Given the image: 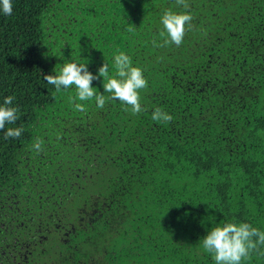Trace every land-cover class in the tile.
I'll use <instances>...</instances> for the list:
<instances>
[{
    "label": "trees",
    "instance_id": "obj_1",
    "mask_svg": "<svg viewBox=\"0 0 264 264\" xmlns=\"http://www.w3.org/2000/svg\"><path fill=\"white\" fill-rule=\"evenodd\" d=\"M187 3L180 46L160 22L185 11L175 0L0 11V106L13 96L18 109L0 130V264H215L202 247L211 228L264 231V0ZM119 52L147 80L141 113L117 100L77 110L75 86L43 79L68 60L115 75ZM156 108L171 122L154 121ZM241 264H264V245Z\"/></svg>",
    "mask_w": 264,
    "mask_h": 264
},
{
    "label": "clouds",
    "instance_id": "obj_2",
    "mask_svg": "<svg viewBox=\"0 0 264 264\" xmlns=\"http://www.w3.org/2000/svg\"><path fill=\"white\" fill-rule=\"evenodd\" d=\"M178 6H182L184 12H174L165 10L160 18L164 32L167 34L165 44L171 43L180 46L183 42L186 30L192 26L193 17L187 11L189 4L187 0H175ZM0 11L6 16L13 11L12 0H0ZM115 75L109 74V66L105 62L93 75L88 71L87 64L77 63L68 60L63 63L58 74L56 68L55 75H44L43 79L55 87L57 92L68 90L75 86V97H69L77 110L83 111L84 106L79 101H89L94 99L97 107L103 108L106 101L117 100L122 104L131 107L133 113H141L144 109L140 104L139 90L147 87V80L143 71L139 67L132 66L131 58L124 52L114 57ZM103 78V93H97L92 87V82ZM104 93L109 95L106 97ZM14 97L8 96L4 99L3 106H0V130L5 129V125L13 124L18 119L16 107H10ZM127 111V108H125ZM152 119L160 122H171L172 116L156 108L152 113ZM23 129L8 128L4 133L5 138H19ZM43 141L37 138L33 144V149L42 151ZM259 245H264V231H261L248 223H223L211 228L203 238L202 247L212 255L215 264H241V261L248 258L250 253L257 249Z\"/></svg>",
    "mask_w": 264,
    "mask_h": 264
}]
</instances>
